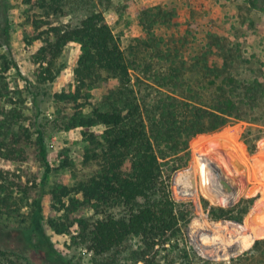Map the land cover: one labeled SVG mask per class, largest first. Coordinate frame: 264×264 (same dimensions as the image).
Here are the masks:
<instances>
[{
  "label": "rangeland",
  "instance_id": "obj_1",
  "mask_svg": "<svg viewBox=\"0 0 264 264\" xmlns=\"http://www.w3.org/2000/svg\"><path fill=\"white\" fill-rule=\"evenodd\" d=\"M93 4L103 12L106 21L113 28V33L127 51L132 64V76H155L154 71L158 69L156 56L153 57L154 51L151 50L154 43L140 42L145 39V33L140 25L139 15L145 8L148 16L152 17L150 28L157 34L155 41L158 43V49L169 48L166 46L173 48V45L178 47L180 43L175 44V41L183 38L181 43L186 50L181 59H187V62L191 63L190 76H201L203 70L197 65V61L202 65L203 58L218 69L220 63H225L224 74L230 73V76H264V0H65L61 6L62 13L49 17L45 10L38 7L37 0H32L31 3L25 0H0V123L4 120L3 116L6 117L7 123L10 124L9 132L17 133L18 139H15L17 143H14L7 129H4L7 133L5 143L9 146L13 144L16 153L20 151V157L15 159L0 157L1 180L5 188L2 194L10 196L7 201L9 207L5 206V212L0 214V248L11 252L9 259L17 264H25V260L33 264H55L41 256L32 245L34 241L32 246H28L25 241L33 204L41 197L43 232L56 253L71 264L227 263L230 258L237 257L249 249L256 239L264 238V226L259 230L262 237L254 238V233L243 224L255 201L257 203L260 199L264 205L260 194L264 185L259 181V178L264 176L263 164H257L259 168L255 166L256 173L251 172L244 164L247 160V163L252 165L253 157L264 158L263 151L258 148L259 142L264 141V138L257 142L254 152L249 153L240 139L246 127L245 122H236L218 132L199 134L190 140L188 162L174 171L170 178L173 199L177 202L193 203L189 221L181 227V235L178 238L155 245L147 252L142 242L131 238L120 248L101 256L93 255L88 249V242L80 238L78 220L92 223L100 218L89 206L81 202L82 198L76 192L79 184L86 181L96 170V164L92 158L89 161L84 160L85 149L89 146L83 141L80 129H66L65 122L76 111L87 113L91 108L98 106L102 96L109 89L108 86H113L116 82L95 85L87 101H84V98L76 102L55 99L53 94L74 92L73 69L79 55V45L72 42L63 48L60 61L64 68L52 83L43 85L37 82L38 67L31 59L39 43L31 39L36 34L32 21L49 20L53 24L75 25ZM2 29H7V36L3 35ZM217 35L225 40L216 45ZM28 40L30 43H27ZM220 46L222 51L218 52ZM188 48H192L195 53H189ZM195 49L207 55L202 56L201 53L197 58L198 51ZM5 62H14L15 65L3 72ZM210 76H215V73H210ZM36 129L43 132L50 166L44 179V166L40 162L34 143ZM224 129L236 130L235 141L241 145L248 158L241 160L235 155H230L234 142L223 136L226 132H223ZM101 130L100 126L92 129L95 133ZM24 133L28 135V139L24 138ZM200 136L209 139L205 146H192L191 142ZM216 140H220L218 147L214 146ZM194 149H200L205 157L213 158L215 164H211L216 165L222 173V178H225L223 182L234 186L237 196L232 204H214L207 197L208 193L217 190L212 173V189L207 185L204 192L198 189V195L178 192L175 178L188 179V184L192 182L191 173L188 171L194 159ZM232 166H236L238 171L233 173ZM242 172L249 174L251 178L244 177ZM197 180V185L200 186L198 176ZM252 186L254 188L247 190ZM60 187L69 189L68 196L62 199L65 202L64 208L52 199V193L59 192ZM240 198L253 199L242 222L212 220L209 217L210 207L228 208ZM259 212L264 216L263 206ZM203 216L208 222H229L243 226L251 234L250 244L245 249L227 256L210 257L201 254L192 237L210 238L200 226L199 220ZM227 232L224 235L228 237L230 232Z\"/></svg>",
  "mask_w": 264,
  "mask_h": 264
},
{
  "label": "trees",
  "instance_id": "obj_2",
  "mask_svg": "<svg viewBox=\"0 0 264 264\" xmlns=\"http://www.w3.org/2000/svg\"><path fill=\"white\" fill-rule=\"evenodd\" d=\"M25 1L31 3L32 0ZM37 3L49 17L62 13L65 0H37ZM139 21L146 39L140 42L154 43L151 50L158 67L155 76H132L127 51L96 4L75 25L32 21L36 34L31 41H37L39 46L31 59L38 67L39 84L52 83L62 71L64 65L60 56L68 43L79 45L73 69L74 92L53 94L55 99L76 102L84 98L87 101L95 85L116 82L108 86L98 106L87 113L76 111L65 122L66 129H80L83 141L89 146L85 149L84 160L92 158L96 164V170L76 189L81 202L100 216L92 223L78 220L80 238L88 242V249L96 256L115 251L131 238L142 242L147 252L155 245L181 235V227L189 221L193 203L173 199L170 178L188 162L189 142L193 137L245 122L240 139L249 153H253L257 142L264 138V76H230V73L224 74L225 63H220L218 69L204 58L202 65L197 61L203 70L201 76H190L191 63L181 59L186 50L181 43L183 38L175 41V44L180 43L178 47L158 49L157 34L150 28L152 17L148 16L146 8L139 15ZM2 33L7 36V29H2ZM217 36L216 45L225 40ZM188 49L189 53H195L192 48ZM217 50L221 52L222 47ZM200 54L207 55L198 51L197 58ZM14 65V62H5L3 72ZM3 119L0 123V157L15 159L20 157V151L16 153L13 144L5 143L6 134L14 143H17L18 136L9 132L10 124L6 117ZM97 126L102 130L95 133L92 129ZM35 135V148L44 166V179L50 170L44 136L40 129L35 130ZM223 136L234 142L230 155L241 160L248 158L235 141L236 130H228ZM24 138L28 139L26 133ZM208 140L200 136L191 145L205 146ZM219 142L216 140L214 146L218 147ZM251 160L252 165L244 161L251 172L256 173L257 164H263L264 169V158L253 157ZM1 179L0 170V214L5 212V206L9 207L7 201L10 198L9 194H2L5 188ZM252 188L254 186L247 190ZM68 194V188L60 187L59 192L52 193V199L64 208L62 199ZM40 202L41 197L33 204L25 241L28 246L34 245L46 260L71 264L56 253L44 234ZM252 202V198H240L228 208L210 207L208 215L212 220L242 222ZM262 206L260 199L257 203L255 201L243 222L254 233V238L262 237L259 232L264 226V216L259 212ZM10 255L11 252L0 248V264H17L9 259ZM25 264L33 263L25 260ZM225 264H264V238L256 239L249 249Z\"/></svg>",
  "mask_w": 264,
  "mask_h": 264
},
{
  "label": "bare ground",
  "instance_id": "obj_3",
  "mask_svg": "<svg viewBox=\"0 0 264 264\" xmlns=\"http://www.w3.org/2000/svg\"><path fill=\"white\" fill-rule=\"evenodd\" d=\"M258 148H260V150L263 151L264 154L263 140L259 142ZM212 159L213 158L205 157V155L202 153V150L194 149V159L191 162V166L189 167L188 171L191 173L192 182L191 184H188V179H182V177H178L177 179L175 178V183L178 192L198 195V189L204 192L207 188V185L209 188L212 189V177H210L211 173L213 177L214 173H216L218 175L219 180L224 181L225 178H222V173H220L219 169L216 168V165H214L215 163L212 161ZM211 162H213L214 164H211ZM237 165L238 163H236V166ZM236 166H232L233 169H231V171H233V173L238 171ZM242 175L246 178H251L249 174H245L244 172H242ZM197 176L199 179L200 186L197 185ZM259 181H261L264 185L263 175L259 178ZM219 192L220 191L217 192V190H213L212 193L207 194V197L212 203L230 205L235 201V198L237 196V192L228 193L227 195H224L223 193ZM260 194L264 203V186L261 188ZM199 221L200 226L204 230L205 234L209 235L207 237L210 238H195L194 236L192 238L195 247L199 250L201 254H204L205 256L207 255L211 257L214 255L215 257L217 255H231L235 252L245 249L250 244V232L239 224L235 223L234 225L229 222H208L204 216ZM228 230L230 234L227 237L226 235H224V233Z\"/></svg>",
  "mask_w": 264,
  "mask_h": 264
},
{
  "label": "water",
  "instance_id": "obj_4",
  "mask_svg": "<svg viewBox=\"0 0 264 264\" xmlns=\"http://www.w3.org/2000/svg\"><path fill=\"white\" fill-rule=\"evenodd\" d=\"M215 177V188L223 193L224 195H227L228 193L235 192V188L231 183H224L222 180H219L218 175L214 173Z\"/></svg>",
  "mask_w": 264,
  "mask_h": 264
}]
</instances>
